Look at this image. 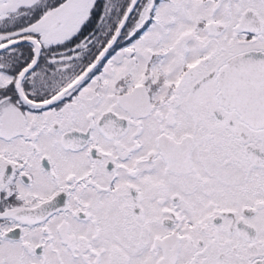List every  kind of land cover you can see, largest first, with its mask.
<instances>
[{"label": "snow or ice", "instance_id": "snow-or-ice-1", "mask_svg": "<svg viewBox=\"0 0 264 264\" xmlns=\"http://www.w3.org/2000/svg\"><path fill=\"white\" fill-rule=\"evenodd\" d=\"M0 264H264V0H0Z\"/></svg>", "mask_w": 264, "mask_h": 264}]
</instances>
